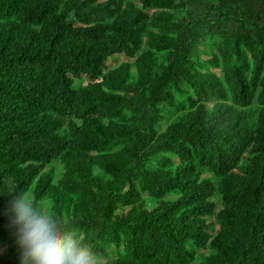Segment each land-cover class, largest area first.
Listing matches in <instances>:
<instances>
[{
    "label": "trees",
    "instance_id": "obj_1",
    "mask_svg": "<svg viewBox=\"0 0 264 264\" xmlns=\"http://www.w3.org/2000/svg\"><path fill=\"white\" fill-rule=\"evenodd\" d=\"M11 187L99 264H264V0H0Z\"/></svg>",
    "mask_w": 264,
    "mask_h": 264
},
{
    "label": "clouds",
    "instance_id": "obj_2",
    "mask_svg": "<svg viewBox=\"0 0 264 264\" xmlns=\"http://www.w3.org/2000/svg\"><path fill=\"white\" fill-rule=\"evenodd\" d=\"M9 193L5 213L19 264H99L98 254L71 221L24 190H0V195Z\"/></svg>",
    "mask_w": 264,
    "mask_h": 264
},
{
    "label": "rangeland",
    "instance_id": "obj_3",
    "mask_svg": "<svg viewBox=\"0 0 264 264\" xmlns=\"http://www.w3.org/2000/svg\"><path fill=\"white\" fill-rule=\"evenodd\" d=\"M128 62V59L123 57L122 55H116L108 60V64L110 67H115L120 63Z\"/></svg>",
    "mask_w": 264,
    "mask_h": 264
}]
</instances>
